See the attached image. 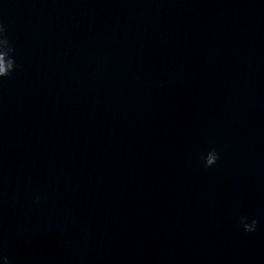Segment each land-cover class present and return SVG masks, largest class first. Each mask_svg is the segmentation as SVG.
Here are the masks:
<instances>
[{
	"label": "clouds",
	"instance_id": "clouds-1",
	"mask_svg": "<svg viewBox=\"0 0 264 264\" xmlns=\"http://www.w3.org/2000/svg\"><path fill=\"white\" fill-rule=\"evenodd\" d=\"M13 52L14 49L9 46V39L6 35L4 26L2 23H0V77H6L14 71L16 65L15 60L11 55ZM218 158L219 155L214 149L210 150L206 156H201V159L204 161V166L206 168L214 165ZM240 224L242 225L245 232L251 233L256 231L258 221L256 219H252L249 223L247 217H241Z\"/></svg>",
	"mask_w": 264,
	"mask_h": 264
}]
</instances>
